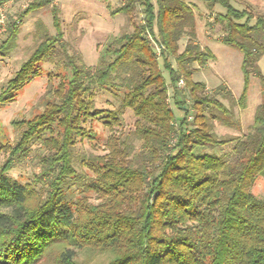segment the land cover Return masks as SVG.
Wrapping results in <instances>:
<instances>
[{"label": "trees", "instance_id": "16d2710c", "mask_svg": "<svg viewBox=\"0 0 264 264\" xmlns=\"http://www.w3.org/2000/svg\"><path fill=\"white\" fill-rule=\"evenodd\" d=\"M54 1L31 3L18 22ZM200 1L211 12L225 11L216 16L225 26L221 43L243 56L242 95L235 98L225 86L209 92L206 84L194 81L198 69L215 56L197 41L189 3L123 0L113 14L131 18L140 11L142 24L109 41L95 67L67 56L66 76L49 92L44 111L12 123L20 139L13 148L4 146L8 158L0 164V264L50 259L80 264L77 252L84 250L109 255L105 264H264V199L252 194L256 180L264 177V96L248 133L222 137L215 131L216 124L239 125L234 107L245 108L252 76L264 88L258 68L264 57V16L236 9L237 0ZM52 14L56 34L45 32L2 88L0 104L14 102L41 77L42 64L64 48L61 13L53 6ZM18 22L9 26L2 55L15 45ZM44 28L39 24V32ZM181 81L184 90L178 87ZM108 88L115 90L118 109H96L98 91ZM174 108L184 113L180 120ZM126 110L136 121L134 132L125 135ZM96 120L111 136L104 156L82 160L88 176L76 169L75 148L80 141L96 140L87 127ZM35 145L43 149L34 156L39 174L29 183L11 178L16 162L32 156ZM224 147L231 151L205 152Z\"/></svg>", "mask_w": 264, "mask_h": 264}, {"label": "rangeland", "instance_id": "374dc122", "mask_svg": "<svg viewBox=\"0 0 264 264\" xmlns=\"http://www.w3.org/2000/svg\"><path fill=\"white\" fill-rule=\"evenodd\" d=\"M37 0H4L0 4L4 14L5 23L0 26V48L9 37V26L18 22L19 17L28 6ZM157 0H152L156 4ZM194 9L197 22V41L202 49H208L215 56L204 68H199L194 75V81L203 82L209 92H215L219 86H225L232 92L235 98H239L245 88V76L242 71L243 56L240 51L227 47L221 43L224 36L225 26L220 19L219 13H224L217 7L212 12L200 0H183ZM123 4V0H55L53 4L42 10L32 12L22 22H18V34L15 45L6 55L1 54L0 49V93L8 81H10L21 65L28 60L34 49L41 42L45 32L55 35L53 28V6L58 8L63 23L64 48L60 49L53 61L42 64V74L32 80L18 93L14 102L6 105L0 104V164H3L8 154L4 146L13 148L20 139V131L12 125L13 122L30 120L41 114L49 101V92L58 87L61 77L66 76L65 63L67 56L81 58L86 67H95L99 63L102 51L114 37L134 31L135 26L142 24L143 15L140 11L134 12L131 18L124 14L114 15L113 11ZM233 6L240 10H249L256 15L264 16V0H237ZM255 20L252 21V24ZM39 24L45 28L39 32ZM186 39L181 42V49L185 46ZM161 66L163 62L160 61ZM197 67V66H196ZM259 71L264 75V57L258 63ZM52 75V77H50ZM165 79L169 82V74L164 71ZM171 87V86H170ZM179 87V86H178ZM184 90V83L180 85ZM114 89L98 91L95 98V108L98 110L114 111L118 109L120 102L114 95ZM172 96L173 91L170 88ZM264 88L259 79L252 76L249 81L246 105L243 110L234 107V123L239 124L234 128H228L216 124L215 131L222 137L241 136L248 133L253 124L257 108L262 103ZM223 105L230 108L227 101L219 98ZM171 102L173 104L172 98ZM175 109V108H174ZM180 120L184 113L175 109ZM135 117L130 110L123 115L122 130L126 134L134 132ZM87 127L96 134L95 141H80L75 148L76 169L80 173H91L81 164L82 160L92 156H104L106 144L111 136L109 130L100 120L90 122ZM138 146L139 143H137ZM33 155L16 162L15 167L9 172V176L19 182L29 183L40 169L34 156L40 155L43 149L39 145L32 148ZM218 155H225L231 151V147L206 150ZM75 190V189H74ZM80 191L74 193L79 197ZM252 194L258 199H264V177H259L253 188ZM86 196L94 201L95 196L87 193ZM77 261L80 264H105L109 261V255H102L92 251L77 252ZM53 260L42 264H53Z\"/></svg>", "mask_w": 264, "mask_h": 264}, {"label": "built area", "instance_id": "2783aa9c", "mask_svg": "<svg viewBox=\"0 0 264 264\" xmlns=\"http://www.w3.org/2000/svg\"><path fill=\"white\" fill-rule=\"evenodd\" d=\"M5 19H6L5 14H4L1 6H0V26L4 25ZM156 48H157V51L160 52V48L158 46ZM181 84H183V81L179 82V87ZM190 120H191V118H190Z\"/></svg>", "mask_w": 264, "mask_h": 264}]
</instances>
